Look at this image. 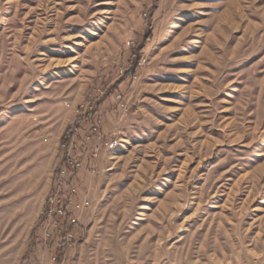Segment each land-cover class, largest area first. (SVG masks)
Instances as JSON below:
<instances>
[{
	"label": "rangeland",
	"instance_id": "374dc122",
	"mask_svg": "<svg viewBox=\"0 0 264 264\" xmlns=\"http://www.w3.org/2000/svg\"><path fill=\"white\" fill-rule=\"evenodd\" d=\"M81 105L63 264H264V0H0V264H50Z\"/></svg>",
	"mask_w": 264,
	"mask_h": 264
},
{
	"label": "built area",
	"instance_id": "2783aa9c",
	"mask_svg": "<svg viewBox=\"0 0 264 264\" xmlns=\"http://www.w3.org/2000/svg\"><path fill=\"white\" fill-rule=\"evenodd\" d=\"M147 61L142 58L139 64L143 65ZM78 111V121L70 128L65 136L66 142L61 144L63 150L64 167L61 169V182L56 185L55 192H52L47 198L46 209L41 212V224L43 226L42 238L39 240L42 245L49 249V263L63 264L67 252L77 242V236L73 227L79 224L80 218L75 214V210L90 209L92 200L89 196L83 195L80 189L74 184L70 169L78 171L84 167V162L73 152L76 144V135L83 130L86 123L87 127L85 139L93 140L100 134L102 128V117L94 112L93 106L81 105ZM106 145L108 142L105 143ZM67 149V151L65 150ZM102 149V144H96L92 148L91 158L95 162ZM92 173L97 172V168L92 166ZM64 184H68V190L62 193ZM68 195H67V194ZM80 196V199H76Z\"/></svg>",
	"mask_w": 264,
	"mask_h": 264
},
{
	"label": "trees",
	"instance_id": "16d2710c",
	"mask_svg": "<svg viewBox=\"0 0 264 264\" xmlns=\"http://www.w3.org/2000/svg\"><path fill=\"white\" fill-rule=\"evenodd\" d=\"M136 71H137V67L136 66L130 67V68H128V70L126 72V75H128L129 73H136ZM94 112H97V109H95ZM61 169H62V164L60 163L59 166H56V170H55V185H54V187L52 189V192H55L56 185H58L61 182V178H62ZM63 188L64 189L62 190V193L67 192L68 184H64Z\"/></svg>",
	"mask_w": 264,
	"mask_h": 264
},
{
	"label": "bare ground",
	"instance_id": "6f19581e",
	"mask_svg": "<svg viewBox=\"0 0 264 264\" xmlns=\"http://www.w3.org/2000/svg\"><path fill=\"white\" fill-rule=\"evenodd\" d=\"M69 131H67V133L65 134V136L68 134Z\"/></svg>",
	"mask_w": 264,
	"mask_h": 264
}]
</instances>
